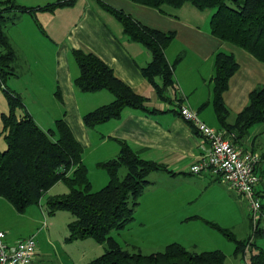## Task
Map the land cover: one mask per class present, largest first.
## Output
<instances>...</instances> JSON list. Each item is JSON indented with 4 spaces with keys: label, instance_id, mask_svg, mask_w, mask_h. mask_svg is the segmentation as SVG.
Returning <instances> with one entry per match:
<instances>
[{
    "label": "crops",
    "instance_id": "obj_1",
    "mask_svg": "<svg viewBox=\"0 0 264 264\" xmlns=\"http://www.w3.org/2000/svg\"><path fill=\"white\" fill-rule=\"evenodd\" d=\"M54 1L13 0L27 7H42ZM101 2L123 10L145 26L174 32V39L165 48L166 59L173 64L174 77L168 98L160 99L141 73V67L150 60V53L125 37L121 23ZM6 14L4 31L15 53L11 62L13 73L7 83L13 92L23 96L22 101L35 121L36 114L45 112L50 120L63 119L67 123L83 148L82 161L92 156L94 163L88 165L89 170L90 166L95 168L97 162L115 157L123 141L140 157L164 166L165 170L153 172L152 181L165 179V184L171 186L166 190L170 203L175 204L186 220L212 213L216 206L221 209L228 197V190L221 186L225 183L208 171L188 172L189 165L207 150L208 144L178 115L177 107L189 105L207 125L218 126L216 130L223 131L230 139L231 135L221 128L211 101L214 54L219 50L230 52L238 63V69L222 93L228 108L225 119L228 123H233L236 114L246 105L249 92L257 85H264V63L213 36L209 27L210 10H198L190 3L178 8L167 5L152 8L131 0H74L70 5L53 10L20 12L12 9ZM72 48L98 56L117 78L135 93L147 97L145 106L149 111L127 107L117 119L86 127L82 116L111 102L114 95L105 89L84 92L74 86L78 68L71 55ZM260 127L241 140L244 147L257 153L260 151L255 144H262ZM107 180L104 170L94 172L91 178V182ZM9 205L12 207L0 196V227L4 210L12 211ZM245 205L247 207V200ZM235 208L238 212L236 205ZM5 240L13 243L16 239L11 240L6 235ZM36 248L33 264H59L41 257L40 246Z\"/></svg>",
    "mask_w": 264,
    "mask_h": 264
},
{
    "label": "trees",
    "instance_id": "obj_2",
    "mask_svg": "<svg viewBox=\"0 0 264 264\" xmlns=\"http://www.w3.org/2000/svg\"><path fill=\"white\" fill-rule=\"evenodd\" d=\"M74 0H55L42 7L18 5L13 0L0 2V80L13 73L11 62L15 53L4 31L8 20L6 12L53 10L70 5ZM152 8L167 5L173 8L190 3L198 10H210V33L223 42L241 48L256 60L264 63V0H131ZM102 7L115 16L122 25L125 37L141 44L150 53L149 62L141 67V73L154 88L160 99H166L174 85L173 64L165 56L166 46L174 39V32H163L141 24L121 9L101 2ZM78 68L74 86L84 92L108 90L114 99L82 116L88 128L120 117L125 108L149 111L147 97L135 93L126 83L117 78L104 61L91 52L71 49ZM211 101L221 128L230 134L233 143L240 145L250 128L264 122V85H257L248 94L246 105L236 114L234 122L225 119L228 108L222 93L228 80L238 69V63L230 52L219 50L214 54ZM8 111L0 114V137L5 148L0 149V196L6 199L17 212H23L58 181H65L68 191L47 197L45 207L53 213L69 211L73 218L68 224L69 240L94 238L103 252L84 264H226V256L220 250L195 251L172 242L162 251L142 253L137 249L123 247L113 236L134 219L139 198L149 183L148 174L165 170L164 166L147 160L126 142L120 141L115 157L98 162L108 173V182L93 190L87 168L82 162L83 148L75 139L63 119H56L54 127L42 128L27 111L19 95H11L4 88ZM254 151V150H252ZM264 159V150L259 153ZM125 168L121 175L119 170ZM259 178V182H260ZM258 182V183H259ZM258 185V184H257ZM255 192L264 197V188ZM262 192V193H261ZM261 193V194H260ZM264 209V200L262 201ZM214 225V224H212ZM219 228V227H218ZM253 235L263 234L257 228ZM235 250L244 255L246 264H264V248L251 249V236L234 240ZM247 253V254H248Z\"/></svg>",
    "mask_w": 264,
    "mask_h": 264
},
{
    "label": "rangeland",
    "instance_id": "obj_3",
    "mask_svg": "<svg viewBox=\"0 0 264 264\" xmlns=\"http://www.w3.org/2000/svg\"><path fill=\"white\" fill-rule=\"evenodd\" d=\"M8 77L7 75L5 79L3 75L0 80V114L8 111L4 88L10 91L11 95L16 94L7 83ZM19 97L23 96L20 94ZM41 114H36V121L41 127L48 129L52 125L54 126L55 121L50 120L48 113L41 112ZM43 116L47 118H43ZM257 126H261L262 129L260 137L262 144L259 142L255 145L261 153L264 150V124L260 123L252 126L249 134L253 133L255 128H258ZM215 129H218V126ZM5 146L3 139L0 137V149H4ZM241 146H243L242 143ZM82 162L87 168V175L88 172L90 173L88 179L93 187L92 189L102 188L108 180L99 183L98 181L91 182V178L93 179L94 172L106 170L100 167L98 162L95 164V168L90 166L89 170L88 165L94 163L90 155L86 156V159ZM124 172L125 168L121 167L119 173L122 175ZM153 172H150L147 176L149 183L139 198L138 206L133 215L135 219L122 230L112 232V236L123 247L134 248L147 254L162 251L167 244L177 242L195 251L220 250L226 256V264H246L245 258L249 257L248 252L243 255L242 252L235 250L236 243L234 240L241 241L251 236L254 242L251 246L253 251L257 248H264V235L259 233L253 235L250 212L245 205L246 199L243 195L230 189L226 184L220 183L228 190L226 203L223 204L221 209L216 206L212 213L209 212V214H202L186 220L183 214L178 212L175 204L170 203L166 194V190L171 186L168 187L165 184L164 178H162L164 180L158 179L157 181L155 179L152 181ZM256 174L261 180L257 185V190L261 191L264 188V159L256 166ZM170 184L172 183L170 182ZM67 191V184L65 181L60 180L38 202L30 204L23 212H17L9 205L12 211L4 210L0 228L11 240L24 239L29 234L35 233L33 237L35 244L40 246V256L51 262L84 264L99 256L103 252V248L94 238L68 239L70 234L68 224L73 218L69 211L58 210L51 213L45 207L48 196ZM261 199L263 201L264 197H261ZM234 203L238 212H236ZM259 225L261 226V222Z\"/></svg>",
    "mask_w": 264,
    "mask_h": 264
},
{
    "label": "built area",
    "instance_id": "obj_4",
    "mask_svg": "<svg viewBox=\"0 0 264 264\" xmlns=\"http://www.w3.org/2000/svg\"><path fill=\"white\" fill-rule=\"evenodd\" d=\"M177 112L208 144L207 150L189 165L188 172L200 174L208 171L230 189L243 195L247 200L253 230H264L262 199L255 192L259 182L256 174V166L260 161L259 153L233 143L225 137L223 131L207 125L189 105H179ZM5 237V232L0 230V264H33L32 259L36 252L33 236L13 243H8Z\"/></svg>",
    "mask_w": 264,
    "mask_h": 264
}]
</instances>
